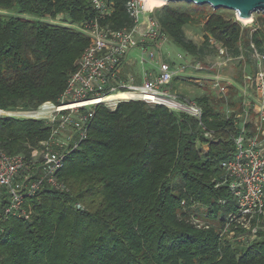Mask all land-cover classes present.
I'll return each instance as SVG.
<instances>
[{
  "label": "trees",
  "instance_id": "1",
  "mask_svg": "<svg viewBox=\"0 0 264 264\" xmlns=\"http://www.w3.org/2000/svg\"><path fill=\"white\" fill-rule=\"evenodd\" d=\"M127 2L114 0L102 24L132 26ZM0 10L10 13H0V107L27 111L59 103L90 43L70 23L95 18L91 2L0 0ZM227 10L188 2L156 13L162 35L204 62L220 46L234 56L250 42L264 49V27L250 32ZM198 21L205 30L200 44L185 32ZM236 68L240 80L242 63ZM236 93L231 86L229 98L238 106ZM199 101L213 138L195 117L161 104L128 100L114 110L99 104L89 136L59 171L68 190L45 184L30 199V220L0 217V264H264V213L236 214L219 166L235 153L226 131L232 121L206 95ZM49 135L44 119L0 117V147L10 153L28 155ZM240 219L243 225L234 226Z\"/></svg>",
  "mask_w": 264,
  "mask_h": 264
},
{
  "label": "built area",
  "instance_id": "2",
  "mask_svg": "<svg viewBox=\"0 0 264 264\" xmlns=\"http://www.w3.org/2000/svg\"><path fill=\"white\" fill-rule=\"evenodd\" d=\"M89 1L96 17L70 25L85 33L90 43L76 61L77 67L71 72L59 103L45 101L37 109L27 111H11L0 107V117L44 119L50 127V135L42 139L37 147H32L28 155L22 152L10 153L0 147L1 218L30 220L34 211V203L30 199L45 184L57 191L68 190L58 175L59 171L64 166L66 157L89 136L99 104H104L111 110L120 102L128 100H145L151 105L161 104L171 111L195 117L205 136L214 137L215 131L208 129L203 122V105L167 89L171 81L184 72L188 65L183 55H179L182 62L177 64L164 59L157 60L156 73L148 76L142 83H137L132 74L126 76L122 72L131 49L142 48L144 53L149 54V60L154 61L156 51L153 45L160 43L162 46L167 40L145 0H128L127 11L134 24L121 29L102 24V20L113 9L114 0ZM146 13L149 15L141 20V14ZM253 17L251 20H254ZM238 20L242 22L243 18ZM256 24L253 31L261 26ZM230 62H242L243 72L239 82L230 76L228 84H222L219 77H215L212 83L225 104L224 118L232 121L231 127L226 131L235 145L232 158L221 160L219 166L225 171L223 183L230 186L237 200L236 214H241L244 219L248 214L253 216L264 213V49L250 42L248 48L243 47L239 55L234 56L220 46L217 60L211 66L225 67ZM195 67L200 69L202 64H196ZM231 86L237 88L234 99H240L238 106L229 98ZM121 92H137L140 96L128 100L117 99L114 103L106 100ZM145 93L158 99H148L144 97ZM235 217L233 214L231 221Z\"/></svg>",
  "mask_w": 264,
  "mask_h": 264
},
{
  "label": "rangeland",
  "instance_id": "3",
  "mask_svg": "<svg viewBox=\"0 0 264 264\" xmlns=\"http://www.w3.org/2000/svg\"><path fill=\"white\" fill-rule=\"evenodd\" d=\"M173 3L174 5H181L183 3H188L187 1L183 0V1H179V2H171ZM0 13L2 14H10L8 11L6 10H0ZM227 13L231 16H235L236 20H238V16L236 14L235 11L233 10H227ZM261 12H256L254 14V20H250V21H245L244 18H243V21H239L240 23H242V25L245 26V28H249L250 29V32H252L257 24H261L263 27H264V19L261 18ZM146 15H149V13H146L145 15L144 14H141V20H144L145 16ZM250 19V18H248ZM252 19V18H251ZM185 32H186V35L188 38L192 39L193 41H195L197 44H200V43H203L205 40V30H204V26H203V21H198V22H191V23H188L185 25ZM213 43V42H212ZM153 48L155 49L156 51V59H154V61H150L149 60V54L147 53H144L143 52V49L140 48V47H135L133 49L130 50V52L127 54V61H131V60H134L136 62L135 65L131 66V70H134L135 72L139 73V74H142L143 72V68L145 67V69H147L148 71H152V72H156L157 70V60H166L168 61L169 63H172V64H177V63H180L182 60L179 58L178 54H181V55H184L185 58L187 59V55L186 52L180 48L179 46H177L176 44H174L172 41H168L166 40V42L161 46L160 43H156L155 45H153ZM144 59H146V61H144ZM217 60V55H207L205 57V62L206 64H212ZM126 61V62H127ZM242 63V62H241ZM236 64L237 63H232L230 62L228 66H222V65H215L214 68L216 69H212V72L214 71H218V69H222L221 71H224L225 74L224 75H228V76H233L236 78L235 75H237L238 73V69L236 68ZM218 68V69H217ZM188 72L192 73V74H195V75H200V74H205L207 73V70L206 69H200V70H197L195 68H188ZM238 81V80H237ZM239 82V81H238ZM181 83H184V81H182L181 79H173L171 81V83L169 84V86L167 87V89L169 90V92H177L179 89H180V84ZM191 83L199 86V87H192L195 91L196 94H193V93H185V95H182L184 98H188V99H191L192 101H196L198 102L199 104H202L199 99H201V95H202V90L203 88L205 89L204 90V93L205 95L208 96V98L211 100V102H213L216 110H218L219 112H221L222 114H224V106L225 104L223 103L222 99L219 98V94L216 92H213V88L211 86V84L209 83H205V82H200V83H197V82H193L191 81ZM185 86L186 85H191L190 83H185L184 84ZM201 85H204L203 88L201 87ZM202 89V90H201ZM201 90V91H200ZM213 90V91H212ZM218 91V90H217ZM180 92V91H178ZM202 92V93H201ZM201 94V95H200ZM217 96V97H216ZM197 97V98H196ZM219 98V99H218ZM238 99V98H237ZM203 105V104H202ZM198 147L201 149L202 152H205L203 150H206L208 149V145L207 144H198ZM235 208L234 204L230 207L229 209V212L230 211H233V209ZM228 212V211H227ZM242 220H238V221H235L234 223V226H240V225H243V223H241ZM248 224H245V228L248 229ZM256 231V229H253V233ZM234 234L231 233L230 236H233ZM256 236H251L249 237V241H248V238H242V240H240L241 242L245 241V242H251L253 239H255Z\"/></svg>",
  "mask_w": 264,
  "mask_h": 264
},
{
  "label": "crops",
  "instance_id": "4",
  "mask_svg": "<svg viewBox=\"0 0 264 264\" xmlns=\"http://www.w3.org/2000/svg\"><path fill=\"white\" fill-rule=\"evenodd\" d=\"M179 55H181V54H178V56ZM186 55V54H185ZM183 57H185L184 55H183ZM179 58L182 60V58L179 56ZM187 67H185V71L184 72H182V73H180L178 76H176L175 77V79L177 78V79H181L182 81H184V83H181L180 84V89L178 90V91H180V92H178L179 94H181V95H185V93L187 92V93H193V94H196L195 93V91H194V89L192 88V87H199V86H197V85H195V84H193V83H191V81H193V82H197V83H202V82H205V83H209V84H211V86H212V88H213V82H214V79H215V77H219L220 79H221V83L222 84H228V79H229V77L230 76H226V75H224L225 74V72L224 71H221L220 69H218V71H214V72H212V66H211V64L209 63V64H206L203 60H199V59H197L195 56H193V55H188L187 54ZM182 62V61H181ZM180 62V63H181ZM202 64V67L200 68V69H206L207 70V73H205V74H200V75H195V74H192V73H190V72H188V68H195V69H197V70H200V69H198V68H196L195 67V65L196 64ZM136 64V62L134 61V60H129V61H127V62H125L124 63V65H123V68H122V72L124 73V75H126V76H128V74H132L134 77H135V79H136V81H137V83H142L143 81H144V79H146L148 76H150L151 74H153V73H156V72H152V71H148L147 69H145V67L143 68V72H142V74H139V73H137V72H135L134 70H131L130 68H131V66H133V65H135ZM194 65V66H193ZM214 69H216V68H214ZM190 83L191 85H184L185 83ZM192 86V87H191ZM203 86L204 85H201V87L203 88ZM202 90V89H201ZM200 90V91H201ZM204 88H203V90H202V95L201 96H204L205 95V93H204ZM214 90V91H213ZM213 92H216V94L218 93V91H217V89L216 88H213ZM207 96V95H206ZM208 97V96H207ZM217 97V96H216ZM197 98V97H196ZM219 99V98H218Z\"/></svg>",
  "mask_w": 264,
  "mask_h": 264
},
{
  "label": "water",
  "instance_id": "5",
  "mask_svg": "<svg viewBox=\"0 0 264 264\" xmlns=\"http://www.w3.org/2000/svg\"><path fill=\"white\" fill-rule=\"evenodd\" d=\"M161 4L155 5L151 9V13L158 20L156 11L171 2H179L183 0H162ZM190 3L200 5H210L215 9H229L236 12L239 18L253 17L256 12L264 13V0H185ZM159 22V21H158Z\"/></svg>",
  "mask_w": 264,
  "mask_h": 264
},
{
  "label": "bare ground",
  "instance_id": "6",
  "mask_svg": "<svg viewBox=\"0 0 264 264\" xmlns=\"http://www.w3.org/2000/svg\"><path fill=\"white\" fill-rule=\"evenodd\" d=\"M145 2H146V6L148 8L152 9L155 5L161 4L163 1L162 0H145ZM251 18L252 17H250V19L244 18V20L250 21ZM136 96H140L139 93H137V92H128V93L121 92V93H116V94L110 96L106 100L112 101L114 103V102H116L117 99L128 100L129 98L136 97ZM144 97H147L148 99H155V100L158 99L157 97H155L151 94H148V93H145Z\"/></svg>",
  "mask_w": 264,
  "mask_h": 264
}]
</instances>
